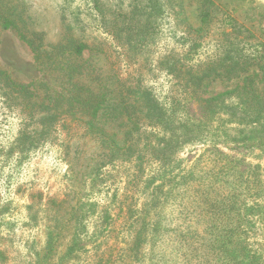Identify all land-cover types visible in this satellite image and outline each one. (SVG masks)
<instances>
[{"label":"rangeland","instance_id":"obj_1","mask_svg":"<svg viewBox=\"0 0 264 264\" xmlns=\"http://www.w3.org/2000/svg\"><path fill=\"white\" fill-rule=\"evenodd\" d=\"M207 7L208 24L193 33ZM79 43L86 47L77 55ZM262 57L264 0H0V70L34 94H10L0 79V264H214L205 239L228 210L204 197L212 199L214 185H242L241 201L264 202V145L240 148L264 134V112L257 126L219 111L164 162L145 147L139 158L100 168L91 117L81 106L71 115L58 94L90 85L117 101L130 86L170 107L207 71L234 68L232 77L203 78L199 92L211 95L241 83ZM100 113L94 123L110 130L115 111ZM141 131L157 141L150 126ZM212 145L239 167L221 173L225 160ZM250 215L248 262L264 264V223ZM138 231L145 240L132 250Z\"/></svg>","mask_w":264,"mask_h":264},{"label":"trees","instance_id":"obj_2","mask_svg":"<svg viewBox=\"0 0 264 264\" xmlns=\"http://www.w3.org/2000/svg\"><path fill=\"white\" fill-rule=\"evenodd\" d=\"M199 16L201 24L197 27H192L191 31L193 33L201 32L208 24L211 17L209 7L201 9ZM10 24V20L6 18L2 20L4 28H8ZM190 40L189 52H192L196 50L197 43L194 39ZM85 47V44L79 43L73 46V51L79 55ZM261 59L262 62L258 70L251 74L243 75L241 83H236L232 88H227L211 95L199 92L198 88L203 83V78L212 76L211 74H213V79L216 76L222 78L224 74H232V77L234 76L232 73L234 68H228L225 71L216 69L207 71L205 77H198V81L190 90V97H186L179 105L177 103L170 107L160 105L157 99L145 90L130 86L118 92L119 99L117 101L110 99L113 97L108 95L110 91L96 92L93 89L94 87L90 85L74 86V89L70 91L67 97L61 96V93L58 96L68 101V110L71 115H75L76 108L81 106L91 117L86 121L87 129L95 134L96 140L100 145V153L97 154L99 159L97 162L100 168L104 166L106 161L111 163L116 157L125 159H130L131 157L139 158L145 147H150L154 152L152 156L164 162L167 157L172 155L171 152L174 150L175 144L178 147L190 141L192 139L191 132H198L199 128L214 119L219 111L226 112L230 116H236L240 120L245 119V117H253L252 121L258 126V119L261 117V113L264 112V57ZM235 61L238 64V59ZM235 61L232 62V65H235ZM255 77L259 79L256 81ZM0 79H4L6 87H9L8 92L10 94H23L26 100H31L34 97L33 92L29 90L30 84L17 83L1 70ZM259 83L261 87L258 86ZM232 98L236 99V101L232 102ZM28 102L31 103V101ZM32 104L34 103H31L30 106ZM109 107H111V111H115L112 119L114 125L110 130H106L104 125L99 127L93 120L98 116L101 117L103 113L99 115L101 109L105 111ZM175 112H179L177 119L174 116ZM174 124L177 125L175 129ZM146 125L151 127L153 131L150 133L153 134L152 136L157 137V141L150 142L147 135H145L147 131H141L143 126ZM257 126H255L253 131L259 132V129L256 128ZM159 131L162 132L161 137L157 135ZM26 136V134L22 133L18 139L19 143ZM28 139L31 143L35 142L31 136ZM263 145L264 134L257 137L252 135L240 148L251 149L254 146L262 147ZM207 150L213 152L217 158H224V168L221 173H229L226 164L231 165L229 168H233V166L239 167L240 161L233 160L217 146L212 145ZM219 161L223 160L220 159ZM243 164L247 165L245 162ZM237 171H241V169ZM151 181L154 182V178ZM244 189L242 185L231 187L214 185L212 187V199L209 198V195L204 197L211 209H220L225 205V211L228 210L226 217L216 216L213 221L214 229L209 232V236L205 239V241H209L208 244L210 245L214 264H249L248 260L253 259L255 256L254 252L250 251L251 247L247 242V234L244 228L246 223H249L250 214L256 215L258 220L264 223V202L259 201V199H255L252 204L241 201L239 196L242 195ZM256 190L259 191L260 188L258 187ZM225 196H228L229 200ZM220 213L224 214L223 211H220ZM73 216L74 213H71V218ZM48 235L51 236L48 242L52 244L53 234L48 233ZM142 235L141 231L135 234L132 250H138L141 243L145 240ZM74 244L76 245V239H74ZM72 250L73 248H71Z\"/></svg>","mask_w":264,"mask_h":264}]
</instances>
